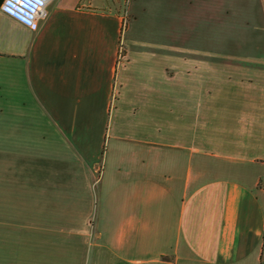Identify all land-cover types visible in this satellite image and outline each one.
I'll list each match as a JSON object with an SVG mask.
<instances>
[{
	"label": "crops",
	"instance_id": "0c3cea01",
	"mask_svg": "<svg viewBox=\"0 0 264 264\" xmlns=\"http://www.w3.org/2000/svg\"><path fill=\"white\" fill-rule=\"evenodd\" d=\"M0 4V264H264V0Z\"/></svg>",
	"mask_w": 264,
	"mask_h": 264
},
{
	"label": "built area",
	"instance_id": "2783aa9c",
	"mask_svg": "<svg viewBox=\"0 0 264 264\" xmlns=\"http://www.w3.org/2000/svg\"><path fill=\"white\" fill-rule=\"evenodd\" d=\"M50 0H5L3 10L22 24L35 29Z\"/></svg>",
	"mask_w": 264,
	"mask_h": 264
},
{
	"label": "water",
	"instance_id": "95a60500",
	"mask_svg": "<svg viewBox=\"0 0 264 264\" xmlns=\"http://www.w3.org/2000/svg\"><path fill=\"white\" fill-rule=\"evenodd\" d=\"M3 1H4V0H0V4H2V3H3Z\"/></svg>",
	"mask_w": 264,
	"mask_h": 264
}]
</instances>
